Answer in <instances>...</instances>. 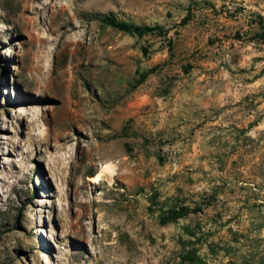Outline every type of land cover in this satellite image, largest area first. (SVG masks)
Instances as JSON below:
<instances>
[{"label":"rangeland","instance_id":"obj_1","mask_svg":"<svg viewBox=\"0 0 264 264\" xmlns=\"http://www.w3.org/2000/svg\"><path fill=\"white\" fill-rule=\"evenodd\" d=\"M262 23L264 0H0V264H264Z\"/></svg>","mask_w":264,"mask_h":264},{"label":"trees","instance_id":"obj_2","mask_svg":"<svg viewBox=\"0 0 264 264\" xmlns=\"http://www.w3.org/2000/svg\"><path fill=\"white\" fill-rule=\"evenodd\" d=\"M95 18L103 22L104 24H107L115 29H118L120 31L130 33V34H136L138 36H144L149 33H154L156 31L160 32V34H165V30L163 27L160 26H139L133 23H128L124 21H120L117 18H115L113 15H103V14H95ZM263 20V19H261ZM189 21L188 18L184 19L183 24H186ZM264 24V23H262ZM264 30V29H263ZM264 36V31H263ZM0 87H1V78H0ZM199 211V210H198ZM189 209L186 207H181L180 209L170 210L167 215L164 217V223H171L175 222L186 215H188ZM192 260V259H190Z\"/></svg>","mask_w":264,"mask_h":264},{"label":"bare ground","instance_id":"obj_3","mask_svg":"<svg viewBox=\"0 0 264 264\" xmlns=\"http://www.w3.org/2000/svg\"><path fill=\"white\" fill-rule=\"evenodd\" d=\"M106 171V170H105Z\"/></svg>","mask_w":264,"mask_h":264}]
</instances>
